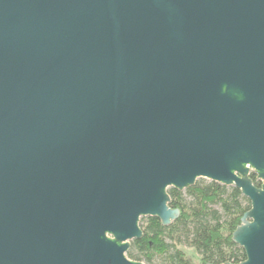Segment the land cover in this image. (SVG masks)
Returning <instances> with one entry per match:
<instances>
[{
  "label": "water",
  "instance_id": "95a60500",
  "mask_svg": "<svg viewBox=\"0 0 264 264\" xmlns=\"http://www.w3.org/2000/svg\"><path fill=\"white\" fill-rule=\"evenodd\" d=\"M198 177L264 264V0H0V264H145Z\"/></svg>",
  "mask_w": 264,
  "mask_h": 264
},
{
  "label": "trees",
  "instance_id": "16d2710c",
  "mask_svg": "<svg viewBox=\"0 0 264 264\" xmlns=\"http://www.w3.org/2000/svg\"><path fill=\"white\" fill-rule=\"evenodd\" d=\"M249 176L260 186L253 171ZM167 192L169 205L179 208V216L166 226L156 216L141 217L143 235L131 240L127 250L130 258L144 259L147 264H153L154 257L162 264H194L182 249L188 246L197 252L199 264L245 259L243 248L232 240V232L250 208V201L237 187L204 179L184 190L170 186Z\"/></svg>",
  "mask_w": 264,
  "mask_h": 264
},
{
  "label": "rangeland",
  "instance_id": "374dc122",
  "mask_svg": "<svg viewBox=\"0 0 264 264\" xmlns=\"http://www.w3.org/2000/svg\"><path fill=\"white\" fill-rule=\"evenodd\" d=\"M204 179L209 180V179H207V178L198 177V178L196 179V181H198V180H204ZM183 190H184V189H183ZM142 217H145V216H142ZM140 219H142V220H139V222H140V224H141V223H143V218H140ZM182 249L184 250L186 256H188V257L190 258V260L192 261V263H194V264H199L198 254H197V252L195 251L194 248H192V247H188V246H182ZM125 255H126L128 258H130V257H129V254L127 253V251L125 252ZM130 259H132V258H130ZM141 262L145 263V260L142 259ZM152 263H153V264H162V261H161V259H160L159 257H154ZM145 264H147V263H145Z\"/></svg>",
  "mask_w": 264,
  "mask_h": 264
}]
</instances>
